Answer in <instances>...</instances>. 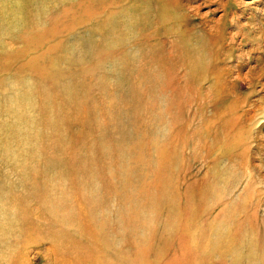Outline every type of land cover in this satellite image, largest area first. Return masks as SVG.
Here are the masks:
<instances>
[{
    "label": "rangeland",
    "instance_id": "1",
    "mask_svg": "<svg viewBox=\"0 0 264 264\" xmlns=\"http://www.w3.org/2000/svg\"><path fill=\"white\" fill-rule=\"evenodd\" d=\"M1 211L2 264H264V0H0Z\"/></svg>",
    "mask_w": 264,
    "mask_h": 264
},
{
    "label": "bare ground",
    "instance_id": "2",
    "mask_svg": "<svg viewBox=\"0 0 264 264\" xmlns=\"http://www.w3.org/2000/svg\"><path fill=\"white\" fill-rule=\"evenodd\" d=\"M117 4H118V3H117ZM1 183H2V182H1ZM8 183H9V182H8ZM24 183H25V182H24ZM17 184H18V182H17ZM8 185H9V184H8ZM8 189L10 190L11 188L9 187ZM5 190H6V189H5ZM9 190H7V192H9ZM19 190H20V189H19ZM22 197H24V196H22ZM2 198H4V197L2 196ZM2 198H1V201H2ZM18 198H19V197H18ZM28 199H29V198H28ZM17 200H18V199H17ZM26 200H27V197H26ZM26 200H25V201H26ZM9 205H10V204H9ZM3 206H4V205H3ZM14 206H15V205H14ZM24 206H25V205H24ZM26 206H27V205H26ZM6 207H8V206H6ZM1 209H2V208H1ZM104 209H105V208H104ZM104 209H103V210H104ZM2 210H3V209H2ZM14 210H15V207H14ZM16 210H17V209H16ZM2 212H3V211H1L0 214H2ZM10 212H11V211H10ZM15 213H16V212H15ZM3 215H4V213H3ZM3 215H2V216H3ZM10 215H11V214H10ZM14 215H15V214H14ZM42 215H43V213H42ZM6 216H8V215H6ZM32 216H33V215H32ZM35 216H36V215H35ZM108 217H109V216H108ZM104 218H105V217H104ZM7 220H8V219H6L5 221H7ZM10 220H11V218H10ZM57 220H58V219H57ZM100 220H103V219H100ZM2 221H3V219H2ZM2 221H1V222H2ZM18 221H19V220H18ZM104 221H107V220L105 219ZM104 221H102V222H104ZM19 222H20V221H19ZM22 222H23V221H22ZM113 222H114V221H113ZM2 223H3V222H2ZM105 223H107V222H105ZM37 225H38V223H37ZM105 225L107 226V224H105ZM7 226H9V224H8ZM109 226H110V225H108V227H109ZM112 226H113V225H111V227H112ZM0 227H2V226H0ZM12 227H13V224H12ZM113 227H114V226H113ZM5 228H6V227H5ZM5 228H4V230H5ZM20 228H21V226H20ZM2 230H3V229H2ZM112 231H113V230H112ZM126 231H127V230H126ZM1 232H3V231H1ZM118 232H119V231H118ZM21 233H22V232H21ZM110 233H111V232H110ZM125 233H127V232H125ZM11 234L13 235L14 233H11ZM64 234H65V233H64ZM108 234H109V233H108ZM2 235H3V233H2ZM2 235H1V237H2ZM3 236H5V235H3ZM105 236H106V235H105ZM105 236H104V237H105ZM1 237H0V238H1ZM9 237H10V236H9ZM53 237H54V235H53ZM66 237H67V236H66ZM5 238H7V236H6ZM60 238H61V237H60ZM54 239H56V241H57V239H59V238H55V237H54ZM104 239H105V238H104ZM107 239H108V238H107ZM109 239L111 240V238H109ZM62 240L64 241V239H62ZM93 240H94V239H93ZM60 241H61V240H60ZM91 241H92V240H91ZM96 241H97V240H96ZM105 241H106V240H105ZM111 241H112V240H111ZM115 241H116V240H115ZM115 241H114V242H115ZM134 241H135V240H134ZM134 241H133V242H134ZM124 242H125V241H124ZM58 243H59V242H58ZM96 243H97V242H96ZM101 243H102V242H101ZM104 243H105V242H104ZM116 243H117V241H116ZM8 244H9V242H8ZM54 244L56 245V243H54ZM87 244H88V243H87ZM114 244H115V243H114ZM120 244H122V241H121ZM133 244H134V243H133ZM62 245H63V244H61V247H63ZM104 245H105V244H104ZM4 246H5V245H4ZM66 246H67V244H66ZM93 246H94V243H93ZM93 246H92V247H93ZM111 246H112V245H111ZM117 246H118V245H117ZM117 246H116V247H117ZM124 246H125V245H124ZM0 247H1V246H0ZM55 247H56V246H55ZM55 247H54V248H55ZM89 247H90V245H89ZM112 247H113V246H112ZM64 248H65V247H64ZM10 249H11V251H12V248H10ZM82 249H83V248H82ZM84 249H85V248H84ZM71 250H73V249L71 248ZM79 250H80V249H79ZM121 250H122V249H121ZM121 250H119V254H120V251H121ZM129 250H130V249H129ZM140 250H141V249H140ZM182 250H183V249H182ZM13 251H14V250H13ZM23 251H24V250H23ZM63 251H64V250H63ZM73 251H74V250H73ZM146 251H147V250H146ZM178 251H179V250H178ZM198 251H199V250H198ZM55 252H56V251H55ZM65 252H66V251H65ZM105 252H106V251H105ZM142 252H143V251H142ZM185 252H186V251H185ZM203 252H204V251H203ZM5 253H6V251H5ZM5 253L3 254V253H2V250H1V253H0V259L2 260V259L4 258V255H6L7 258H5V259H9V260H10V255L8 254V252H7V254H5ZM53 253H54V252H53ZM82 253H83V252H82ZM125 253H126V252H125ZM128 253H129V252H128ZM190 253H191V252H190ZM196 253H198V252H196ZM13 254H14V253H13ZM93 254H94V253H93ZM101 254H102V253H101ZM138 254H139V253H138ZM140 254H141V253H140ZM186 254H187V253H186ZM194 254H195V253H194ZM194 254H193V255H194ZM22 255H23V254H22ZM74 255H75V254H74ZM81 255H82V254H81ZM141 255H142V254H141ZM141 255H140V256H141ZM183 255H184V252H183ZM187 255H188V256H191L190 254H187ZM187 255H186V256H187ZM58 256H59V255H58ZM60 256H61V255H60ZM60 256H59V257H60ZM111 256H112V255H111ZM117 256H118V254H117ZM143 256H144V254H143ZM158 256H159V255H158ZM195 256H196V254H195ZM200 256H202V255H200ZM15 257H16V256H15ZM63 257H65V256L63 255ZM69 257H71V256L69 255ZM109 257H110V256H109ZM162 257H163V259L165 258L164 255H163V253H162ZM168 257H169V256H168ZM192 257H194V256H192ZM66 258H67V257H66ZM81 258H82V256H81ZM95 258H96L95 256H93V258L88 256V258H86L87 260H85L84 263H83V260H82V262L80 261V262H78V263H76V264H96L97 262H95V261H96ZM110 258H111V257H110ZM126 258H127V257H126ZM184 258H185V257H184ZM197 258H198V257H196V259H197ZM11 259H12V258H11ZM23 259H24V258H23ZM23 259H22V260H23ZM29 259H30V258H29ZM60 259H61V258H60ZM112 259H113V258H112ZM128 259H129V258H128ZM144 259H145V258H144ZM163 259H162V260H163ZM9 260H8V262H9ZM26 260H27V259H26ZM61 260H63V259H61ZM61 260H60V263L63 264V261L61 262ZM68 260H69V259H68ZM110 260H111V259H110ZM160 260H161V258H160ZM162 260H161V261H162ZM183 260H184V259H183ZM183 260H182V261H183ZM203 260H204V258H203ZM2 261H3V260H2ZM2 261H1V262H2ZM6 261H7V260H5V263H7ZM24 261H25V260H24ZM76 261H77V260H76ZM108 261H109V260H108ZM144 261L146 262V260H144ZM205 261H206V260H205ZM21 262H22V261H21ZM198 262H199V261H198ZM208 262H209V261H208ZM208 262H207V263H208ZM60 263H58V264H60ZM69 263H70V262H69ZM73 263H74V262H73ZM116 263H117V262H115V264H116ZM146 263H148V262H146ZM205 263H206V262H205ZM0 264H2V263H0ZM9 264H16V263H14V262L11 263V261H10ZM65 264H66V262H65ZM143 264H144V262H143ZM185 264H186V263H185ZM200 264H202L201 261H200Z\"/></svg>",
    "mask_w": 264,
    "mask_h": 264
}]
</instances>
